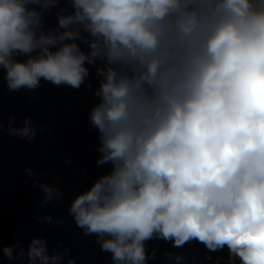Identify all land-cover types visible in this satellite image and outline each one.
I'll use <instances>...</instances> for the list:
<instances>
[{
	"label": "clouds",
	"instance_id": "9594fccd",
	"mask_svg": "<svg viewBox=\"0 0 264 264\" xmlns=\"http://www.w3.org/2000/svg\"><path fill=\"white\" fill-rule=\"evenodd\" d=\"M55 4L0 0V66L10 90L41 78L78 89L85 63H103L90 119L97 163L112 169L73 200L77 226L98 236L114 264H146L154 237L227 246L239 264H264V0H72L74 12L58 17L65 30L37 36V6ZM79 26L91 37L87 53ZM36 49L38 57L12 59ZM10 131L36 135L27 120ZM41 187L46 202L59 194ZM2 251L16 258L14 247ZM17 256L63 259L43 239Z\"/></svg>",
	"mask_w": 264,
	"mask_h": 264
},
{
	"label": "water",
	"instance_id": "95a60500",
	"mask_svg": "<svg viewBox=\"0 0 264 264\" xmlns=\"http://www.w3.org/2000/svg\"><path fill=\"white\" fill-rule=\"evenodd\" d=\"M12 247L5 68L0 66V264H12L2 249Z\"/></svg>",
	"mask_w": 264,
	"mask_h": 264
}]
</instances>
